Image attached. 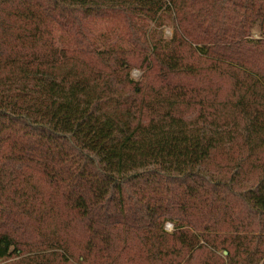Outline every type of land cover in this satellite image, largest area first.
<instances>
[{"label":"trees","instance_id":"16d2710c","mask_svg":"<svg viewBox=\"0 0 264 264\" xmlns=\"http://www.w3.org/2000/svg\"><path fill=\"white\" fill-rule=\"evenodd\" d=\"M262 110L264 0H0V264H264Z\"/></svg>","mask_w":264,"mask_h":264},{"label":"rangeland","instance_id":"374dc122","mask_svg":"<svg viewBox=\"0 0 264 264\" xmlns=\"http://www.w3.org/2000/svg\"><path fill=\"white\" fill-rule=\"evenodd\" d=\"M171 12V10H170ZM168 12V14L165 16V24L166 26L164 27V29H159V28H153L152 31H153V34L155 36H163L165 37V39H170L172 38V34H173V30L172 28H170L172 25V14ZM94 26L97 27L98 31L103 33V32H109L111 28H109L108 24L106 23L105 20L103 19H100V21L96 22V23H93L91 28H93ZM85 29H87L88 27L85 25L84 26ZM58 34H62V36L64 37V40L66 42H71V38L72 36L75 37V35L72 33V32H68V34L66 33H61L60 29L58 28V31H56ZM123 35V34H121ZM77 37V36H76ZM123 37V36H121ZM79 38V37H77ZM111 38H115V37H111ZM258 38V37H256ZM121 47H125V45H122L121 44ZM143 76V73L137 69H135L132 73V77L135 79V80H140ZM231 90V86H230V83L226 82L225 84V89L224 91L225 92H230ZM224 97L226 96V93H224L223 95ZM260 113H263L264 110L262 111H259ZM262 140L260 141V150L259 151H256L253 155V161L254 164H252V166L254 167L253 169H247L246 171V175H247V178H250V179H253L254 182L258 181V180H261L263 177H264V138H263V135L261 136ZM245 158H247V154L245 152L244 154ZM250 186H247V189L249 188ZM166 230L168 232H172L173 231V225L172 224H167L166 225ZM83 255H80L79 254H76L72 257V259L70 260L71 262L67 263V264H87V263H84L83 261ZM139 264H145L144 262V258L143 260L139 261L138 262Z\"/></svg>","mask_w":264,"mask_h":264}]
</instances>
